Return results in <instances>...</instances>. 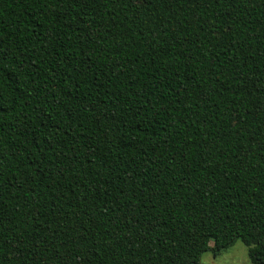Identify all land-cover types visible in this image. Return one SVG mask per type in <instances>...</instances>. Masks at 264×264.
<instances>
[{
	"label": "trees",
	"instance_id": "obj_1",
	"mask_svg": "<svg viewBox=\"0 0 264 264\" xmlns=\"http://www.w3.org/2000/svg\"><path fill=\"white\" fill-rule=\"evenodd\" d=\"M237 240L264 264V0H0V264Z\"/></svg>",
	"mask_w": 264,
	"mask_h": 264
},
{
	"label": "rangeland",
	"instance_id": "obj_2",
	"mask_svg": "<svg viewBox=\"0 0 264 264\" xmlns=\"http://www.w3.org/2000/svg\"><path fill=\"white\" fill-rule=\"evenodd\" d=\"M213 245V240L211 241ZM198 264H252L248 256V248L237 240L232 246L215 254L212 251L205 252Z\"/></svg>",
	"mask_w": 264,
	"mask_h": 264
}]
</instances>
